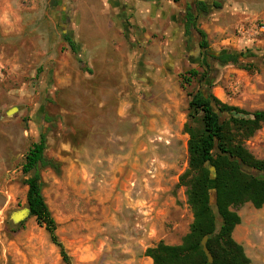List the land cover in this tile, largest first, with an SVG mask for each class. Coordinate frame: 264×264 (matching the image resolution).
<instances>
[{
	"label": "rangeland",
	"instance_id": "rangeland-1",
	"mask_svg": "<svg viewBox=\"0 0 264 264\" xmlns=\"http://www.w3.org/2000/svg\"><path fill=\"white\" fill-rule=\"evenodd\" d=\"M243 1L226 0L209 18L208 45L215 53L234 50L252 72L216 64L211 92L253 112L264 106V52L253 43L256 57H246L241 37L264 40V7L257 5L264 0ZM81 2L0 0V264H63L34 218L13 221L26 209L24 155L41 132L46 157L60 164L59 172L41 170L42 195L72 264H151L145 250L160 241L180 244L192 221L185 189L176 184L187 167L188 103L200 85L183 76L202 69L176 52L165 56L156 84L127 88L130 104L118 115L113 79H104L97 63L87 75L63 39L74 35L67 17L74 9L79 15ZM223 38L238 40L239 48ZM245 146L264 162V126ZM237 214L235 237L251 264H264V206L246 203Z\"/></svg>",
	"mask_w": 264,
	"mask_h": 264
},
{
	"label": "trees",
	"instance_id": "trees-1",
	"mask_svg": "<svg viewBox=\"0 0 264 264\" xmlns=\"http://www.w3.org/2000/svg\"><path fill=\"white\" fill-rule=\"evenodd\" d=\"M200 37L205 50L200 63L202 71L192 69L183 76L184 80L196 79L200 90L188 103L183 129L188 136L187 167L176 184V188L185 189L192 221L180 244L167 245L160 241L147 248L144 256L151 259L152 264H208L200 245L202 238L208 236L206 246L212 255V264H251L232 234L241 222L238 208L246 203L254 209L264 206V162L256 159L245 146V142L264 126V111L247 112L222 103L212 94L210 74L213 66L209 65V60L246 72H252V65L241 63L239 57L230 52L224 51L217 56L209 54L202 32ZM64 41L76 55L72 41L65 36ZM244 55L256 57L251 51ZM262 59L264 61V56ZM46 149L47 133L41 132L24 155L21 170L26 177V208L36 225L48 233L51 243L59 250L62 263L72 264L58 239L57 224L42 195L41 170H60L58 162L46 157ZM242 166L262 175L248 173Z\"/></svg>",
	"mask_w": 264,
	"mask_h": 264
},
{
	"label": "crops",
	"instance_id": "crops-1",
	"mask_svg": "<svg viewBox=\"0 0 264 264\" xmlns=\"http://www.w3.org/2000/svg\"><path fill=\"white\" fill-rule=\"evenodd\" d=\"M225 1L220 0V4H217L219 9H212L208 13L199 8V12L195 14L196 22L193 14H186L188 10L184 0H82L79 15L74 9L67 17L71 26L70 31L74 35L63 36L72 41L76 49L74 57L83 65L87 75L93 73V65L97 63L103 69L105 74L103 78L108 81L113 79L115 83H109L108 86L119 90L117 114L124 116L131 97L126 89L133 86L140 90L144 87L145 91L147 87H153L158 78L156 73L166 69L167 66L164 64L169 62L163 59L165 56H173L176 52L186 64L200 66L196 40L199 38L201 42L203 40L200 35L191 32L189 27L196 23L198 33L202 32L205 35V42L208 45L214 31L210 29L211 23L209 24L208 20L224 9ZM243 2L245 5L249 4L245 0ZM257 5L264 7V2ZM218 31L220 32V29ZM227 40L231 39L223 38L221 44ZM241 40L244 42L242 49L244 53L251 51L252 46L249 45L253 43L255 48L264 52V40L250 37L247 39L241 37ZM231 42V47L239 48L238 40L232 39ZM67 50H70L69 45ZM208 50L209 54L216 56L224 51L239 55L230 49L215 53L209 45ZM209 61L212 63L213 60ZM171 62L175 63L173 59ZM130 77H134V80H130ZM262 217L263 224L264 215ZM240 220L242 221L241 217ZM232 236L243 248V244L235 237V229ZM249 236H252L250 231L246 238ZM147 260L152 264L151 259Z\"/></svg>",
	"mask_w": 264,
	"mask_h": 264
},
{
	"label": "flooded vegetation",
	"instance_id": "flooded-vegetation-1",
	"mask_svg": "<svg viewBox=\"0 0 264 264\" xmlns=\"http://www.w3.org/2000/svg\"><path fill=\"white\" fill-rule=\"evenodd\" d=\"M185 1V6L187 7L186 10H188L186 12L187 15L189 14H193L194 20L197 22V16L195 15L196 12H199V8H202L203 10H205V12H210V10L214 9H219V6L217 7V4H220V0H201V2H198V0H184ZM186 15V17H187ZM190 31L193 32L195 35H200L198 33V28L196 26V23L191 25L189 27ZM196 44L199 48V54H200V60L202 61V55H203V49H202V42L201 39L199 38L198 40H196ZM215 64H218L217 62H215L214 60L212 61V63H210L209 61V65L213 66Z\"/></svg>",
	"mask_w": 264,
	"mask_h": 264
},
{
	"label": "water",
	"instance_id": "water-1",
	"mask_svg": "<svg viewBox=\"0 0 264 264\" xmlns=\"http://www.w3.org/2000/svg\"><path fill=\"white\" fill-rule=\"evenodd\" d=\"M242 167H243V169H245L248 173H252V172H253V173L257 174V175H262V174H261L260 172H258V171H254V170H252V169L245 168L244 166H242ZM210 170H211V173L213 174V173H214V169L211 168ZM213 178H214V177L212 176V179H213ZM27 216H29V211H28V209L26 208V209L22 210L20 213H18L17 215H15V216L13 217V221H14V222H18V221L24 219V218L27 217ZM207 240H208V236H204V237L202 238L201 242H200V245H201L202 251H203V253H204V255H205L206 259H207L208 264H212V262H213V258H212V255H211V253L209 252V250H208V248H207V246H206V244H207Z\"/></svg>",
	"mask_w": 264,
	"mask_h": 264
},
{
	"label": "built area",
	"instance_id": "built-area-1",
	"mask_svg": "<svg viewBox=\"0 0 264 264\" xmlns=\"http://www.w3.org/2000/svg\"><path fill=\"white\" fill-rule=\"evenodd\" d=\"M258 32L261 33V34H264V24L263 25H260L258 27ZM255 36H257V35H255Z\"/></svg>",
	"mask_w": 264,
	"mask_h": 264
},
{
	"label": "bare ground",
	"instance_id": "bare-ground-1",
	"mask_svg": "<svg viewBox=\"0 0 264 264\" xmlns=\"http://www.w3.org/2000/svg\"><path fill=\"white\" fill-rule=\"evenodd\" d=\"M152 110V109H151ZM115 142V141H114ZM114 144V143H113ZM114 148V147H113ZM88 150V149H87ZM94 150V149H93ZM80 157V156H79ZM113 159H115V158H113ZM84 162V161H83ZM103 162V161H102ZM113 162V161H112ZM152 169V168H151ZM74 170H76V169H74ZM69 171V170H68ZM93 173V172H92ZM101 173V172H100ZM105 183V182H104ZM94 185V184H93ZM95 198V197H94ZM120 208V207H119ZM122 226V225H121Z\"/></svg>",
	"mask_w": 264,
	"mask_h": 264
}]
</instances>
